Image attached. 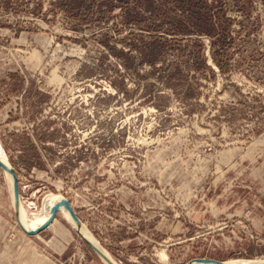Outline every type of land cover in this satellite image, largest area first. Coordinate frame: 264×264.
<instances>
[{
    "label": "rangeland",
    "instance_id": "rangeland-1",
    "mask_svg": "<svg viewBox=\"0 0 264 264\" xmlns=\"http://www.w3.org/2000/svg\"><path fill=\"white\" fill-rule=\"evenodd\" d=\"M0 147L115 264L264 260V0H0ZM0 264L104 263L0 169Z\"/></svg>",
    "mask_w": 264,
    "mask_h": 264
},
{
    "label": "bare ground",
    "instance_id": "bare-ground-1",
    "mask_svg": "<svg viewBox=\"0 0 264 264\" xmlns=\"http://www.w3.org/2000/svg\"><path fill=\"white\" fill-rule=\"evenodd\" d=\"M0 162H2L7 167L6 170H3V169L1 170L5 173V176H6L8 189H9V193L11 197V204L13 206V209L16 215L17 223L19 221V223L23 226V228L31 233H34L39 227L43 226L46 223H47V226H49L54 219V218L50 219L51 208L54 206V204H56L57 202H60L63 198H65V196H63L60 193L49 194L43 199L40 212L29 211L20 202L19 187L17 189L18 200H16L13 180L14 178L16 179L17 186H18L17 176L14 172L13 167L6 161L5 155L1 147H0ZM59 210L63 212V214L65 215V218L68 220L70 225L73 227V229H75L77 233H81L85 238H87L89 241H91L101 250L105 258L107 259V260L101 259L104 264H115L113 260L111 259V257L91 237V234L87 231L86 227L81 223V221L78 224L74 222L67 207H65L64 205H61L59 206ZM162 257L163 259L164 258L166 259V255L164 253H162ZM260 262H264V260L225 261V263L227 264H255V263H260ZM189 264H214V263L208 262V261H191Z\"/></svg>",
    "mask_w": 264,
    "mask_h": 264
},
{
    "label": "water",
    "instance_id": "water-1",
    "mask_svg": "<svg viewBox=\"0 0 264 264\" xmlns=\"http://www.w3.org/2000/svg\"><path fill=\"white\" fill-rule=\"evenodd\" d=\"M0 169L6 170L7 167L2 162H0ZM13 181H14L16 200H18V196H17V189H18L17 181H16L15 178H14ZM61 205H64L65 207H67L72 219L74 220L75 223L78 224L80 222V219L76 215L73 207L71 206V204H70V202L68 201L67 198H63L60 202H57L56 204H54V206L51 208L50 219H53L55 217V215L57 214V212L59 210V206H61ZM18 223H19V221H18ZM19 226H20L21 230L24 233H26L28 235H34L36 233H39L45 227H47V223L44 224L43 226L39 227L34 233H31V232H28L27 230H25L20 223H19ZM78 234L84 240V242L97 254V256L100 259L107 260L105 258V256L103 255V253L101 252V250L95 244H93L91 241H89L87 238H85L81 233H78ZM191 261H208V262H212L214 264H227L223 260H217L215 258H210V257H195V258L191 259L190 261H188L186 264H189ZM255 264H264V262L255 263Z\"/></svg>",
    "mask_w": 264,
    "mask_h": 264
}]
</instances>
